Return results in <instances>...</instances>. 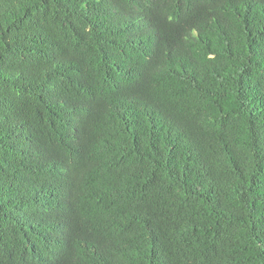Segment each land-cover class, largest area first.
Instances as JSON below:
<instances>
[{
	"label": "trees",
	"instance_id": "trees-1",
	"mask_svg": "<svg viewBox=\"0 0 264 264\" xmlns=\"http://www.w3.org/2000/svg\"><path fill=\"white\" fill-rule=\"evenodd\" d=\"M0 264H264V0H0Z\"/></svg>",
	"mask_w": 264,
	"mask_h": 264
}]
</instances>
